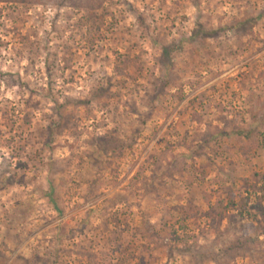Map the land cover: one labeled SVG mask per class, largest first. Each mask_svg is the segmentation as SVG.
I'll return each instance as SVG.
<instances>
[{"label": "rangeland", "instance_id": "1", "mask_svg": "<svg viewBox=\"0 0 264 264\" xmlns=\"http://www.w3.org/2000/svg\"><path fill=\"white\" fill-rule=\"evenodd\" d=\"M23 1L0 264H264V0Z\"/></svg>", "mask_w": 264, "mask_h": 264}, {"label": "trees", "instance_id": "2", "mask_svg": "<svg viewBox=\"0 0 264 264\" xmlns=\"http://www.w3.org/2000/svg\"><path fill=\"white\" fill-rule=\"evenodd\" d=\"M11 1H14V2H22L23 0H11ZM23 2H25V0L23 1ZM239 137H241V138H243L244 137V135H243V133H241V134H239ZM246 138H248V139H250V137L249 136H247ZM259 176L260 175H256V178L258 177V180L257 181H260V179H259ZM249 194V193H248ZM250 196L248 195V197H246L247 199H244L242 202V207H244V205H246V204H248V202L246 201V200H249L250 198H249Z\"/></svg>", "mask_w": 264, "mask_h": 264}]
</instances>
